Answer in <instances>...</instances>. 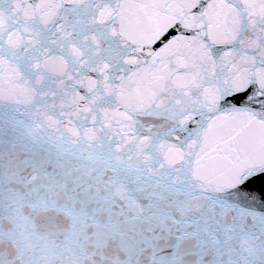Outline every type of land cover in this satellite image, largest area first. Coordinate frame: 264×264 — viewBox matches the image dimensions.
<instances>
[{
  "label": "snow or ice",
  "instance_id": "1",
  "mask_svg": "<svg viewBox=\"0 0 264 264\" xmlns=\"http://www.w3.org/2000/svg\"><path fill=\"white\" fill-rule=\"evenodd\" d=\"M0 264H264V0H0Z\"/></svg>",
  "mask_w": 264,
  "mask_h": 264
}]
</instances>
